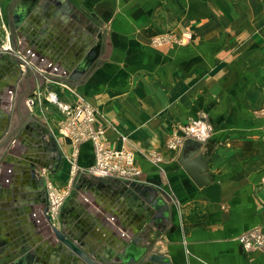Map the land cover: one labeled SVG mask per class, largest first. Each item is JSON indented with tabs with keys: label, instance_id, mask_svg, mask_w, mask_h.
Listing matches in <instances>:
<instances>
[{
	"label": "crops",
	"instance_id": "0c3cea01",
	"mask_svg": "<svg viewBox=\"0 0 264 264\" xmlns=\"http://www.w3.org/2000/svg\"><path fill=\"white\" fill-rule=\"evenodd\" d=\"M99 34V57L81 73ZM0 51V142L20 82L27 75L36 86L0 159L5 264H87L44 217L41 170L70 192L57 230L93 264H264L263 249L238 241L264 231V0H0ZM51 91L89 103L102 143L133 151L143 181L89 174L94 145L60 133ZM204 115L212 183L198 188L167 141ZM161 196L172 199L167 209L155 206Z\"/></svg>",
	"mask_w": 264,
	"mask_h": 264
},
{
	"label": "built area",
	"instance_id": "2783aa9c",
	"mask_svg": "<svg viewBox=\"0 0 264 264\" xmlns=\"http://www.w3.org/2000/svg\"><path fill=\"white\" fill-rule=\"evenodd\" d=\"M191 38L189 33H185L182 43ZM167 41L164 37H157L155 42L163 43ZM23 68L28 67L29 63L23 59ZM58 83V82H57ZM64 85V83H58ZM46 100L49 103L57 105L64 114L61 122V132L68 135L75 143L91 141L95 148V162L87 169V172L94 177L115 178L129 183H141L143 181V171L135 161V153L126 149L107 148L102 143V134L104 127L98 122L97 111L87 103L83 98L75 103L64 102L56 92H49ZM28 107L35 105V99L26 100ZM175 135L167 141V146L172 150H178L184 139L190 137L201 142H206L213 133L211 122L205 117L194 119L186 124H180ZM152 160L160 165L164 159L157 153L151 155ZM41 175L46 178L47 190V212L44 217L53 228H57L61 211L65 205L70 192L57 191L53 182L48 178V172L41 170ZM78 172L76 167L73 173ZM238 241L244 249H263L264 250V231L253 229L247 231L238 237Z\"/></svg>",
	"mask_w": 264,
	"mask_h": 264
},
{
	"label": "water",
	"instance_id": "95a60500",
	"mask_svg": "<svg viewBox=\"0 0 264 264\" xmlns=\"http://www.w3.org/2000/svg\"><path fill=\"white\" fill-rule=\"evenodd\" d=\"M102 45V35H98V42L96 47H94L93 51L90 52L87 57L84 59L82 64L80 65L81 73H85L87 70L90 69L92 64L95 63L97 58L100 54V49ZM3 51H0V54H2ZM1 56V55H0ZM28 69V68H27ZM35 81L28 77L27 75L24 76L22 81L19 84L11 129L9 133L4 137V139L0 142V159L6 149L8 148L9 144L17 134L18 130L24 123L25 119L29 115L28 108L26 106V95L34 89ZM205 148V142L198 141L194 138H186L184 139L179 156L177 158V164L178 166H181L188 178L198 187L202 188L204 186L209 185L212 183V177L208 171L209 167V161L211 158V155H205L204 153ZM172 199L168 197L165 199L164 197H160L157 200V203H155V206L157 208L167 209V203H169ZM48 205V200H47ZM47 212V207L45 208V213ZM55 231H57V235L61 240H63L66 245L75 251L83 260L86 261L87 264H93L94 262L90 259H87L86 255L81 251L77 246H75L71 241L66 239V236L57 228H54ZM126 253V252H125ZM147 253V250H143L141 252H138L137 254H134L131 258V262H137L139 259L144 257ZM151 260H155L154 257H150ZM158 261H162V263H166L167 261L165 259H159ZM17 263V262H16ZM0 264H5L4 260L0 258Z\"/></svg>",
	"mask_w": 264,
	"mask_h": 264
},
{
	"label": "rangeland",
	"instance_id": "374dc122",
	"mask_svg": "<svg viewBox=\"0 0 264 264\" xmlns=\"http://www.w3.org/2000/svg\"><path fill=\"white\" fill-rule=\"evenodd\" d=\"M51 104H52L53 106H52ZM51 104H49V107H50V108H51V107H52V108H54V107L56 108L57 105L55 106V104H53V103H51ZM58 109H59V108H58ZM59 110H60V109H59ZM60 112H61V110H60ZM61 114L63 115V118H65V116H64V114H63L62 112H61ZM60 128H61V127H60ZM60 128H59V129H60ZM61 130H62V129H61ZM61 130H59L60 133H62ZM62 134H63V133H62ZM70 138H71V137H70ZM42 177H43V176H42ZM66 200H67V199H66ZM47 206H48V205H47Z\"/></svg>",
	"mask_w": 264,
	"mask_h": 264
},
{
	"label": "bare ground",
	"instance_id": "6f19581e",
	"mask_svg": "<svg viewBox=\"0 0 264 264\" xmlns=\"http://www.w3.org/2000/svg\"><path fill=\"white\" fill-rule=\"evenodd\" d=\"M58 191V190H57Z\"/></svg>",
	"mask_w": 264,
	"mask_h": 264
}]
</instances>
